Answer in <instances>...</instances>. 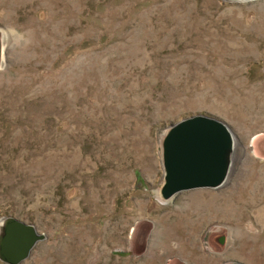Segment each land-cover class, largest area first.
Here are the masks:
<instances>
[{
    "label": "rangeland",
    "instance_id": "374dc122",
    "mask_svg": "<svg viewBox=\"0 0 264 264\" xmlns=\"http://www.w3.org/2000/svg\"><path fill=\"white\" fill-rule=\"evenodd\" d=\"M0 32V236H45L21 264H264V0H0ZM196 115L228 181L163 200Z\"/></svg>",
    "mask_w": 264,
    "mask_h": 264
},
{
    "label": "water",
    "instance_id": "95a60500",
    "mask_svg": "<svg viewBox=\"0 0 264 264\" xmlns=\"http://www.w3.org/2000/svg\"><path fill=\"white\" fill-rule=\"evenodd\" d=\"M247 3L257 0H233ZM3 35L0 32V68L4 59ZM234 139L225 123L196 115L173 124L163 142V200L195 189L223 187L231 171ZM45 239L32 225L9 217L2 226L0 260L21 264L35 245ZM231 264H243L232 262Z\"/></svg>",
    "mask_w": 264,
    "mask_h": 264
},
{
    "label": "bare ground",
    "instance_id": "6f19581e",
    "mask_svg": "<svg viewBox=\"0 0 264 264\" xmlns=\"http://www.w3.org/2000/svg\"><path fill=\"white\" fill-rule=\"evenodd\" d=\"M235 147H236V144H235ZM235 147H234V151H233V152H236V148H235ZM157 195H158V194H157ZM157 195H156V196H157Z\"/></svg>",
    "mask_w": 264,
    "mask_h": 264
}]
</instances>
